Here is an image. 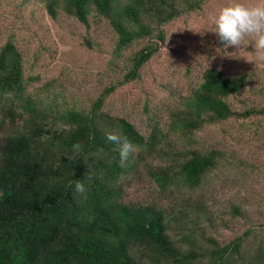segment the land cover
Segmentation results:
<instances>
[{"label":"trees","instance_id":"trees-1","mask_svg":"<svg viewBox=\"0 0 264 264\" xmlns=\"http://www.w3.org/2000/svg\"><path fill=\"white\" fill-rule=\"evenodd\" d=\"M206 1L18 3L35 2L51 20L72 17L85 29L90 22L103 21L114 34V54L144 40L128 57L121 76L127 82L139 77L158 50L164 26ZM82 39L90 47L88 38ZM252 75L204 68L200 82L167 106V120L153 119L145 134L126 118L101 109L102 97L113 85L88 107L63 99L58 103L47 84L38 88L42 94L28 90L22 54L13 38H7L0 44V264H264V219L251 220L244 205L228 201L229 215L243 225L222 241L201 224L208 220L205 205L193 201L186 210L188 205L179 203L186 200L181 188L199 187L221 157L217 148L192 145L195 133L232 117L264 114V106L234 110L227 102ZM107 133L133 142L135 151L126 161L121 162L118 146L108 141ZM167 133L189 142L170 148ZM74 144L80 145L79 152L73 151ZM148 159L169 163L150 165ZM139 166L154 176L169 199L166 205L124 200L122 181ZM74 180L84 183L86 196L69 186Z\"/></svg>","mask_w":264,"mask_h":264},{"label":"rangeland","instance_id":"rangeland-1","mask_svg":"<svg viewBox=\"0 0 264 264\" xmlns=\"http://www.w3.org/2000/svg\"><path fill=\"white\" fill-rule=\"evenodd\" d=\"M18 1L0 0V44L13 38L22 54L27 89L33 93L42 94L38 88L47 84L57 93L58 103L63 99L88 107L113 85L114 89L103 95L101 109L126 118L147 134L153 119L165 122L167 106L200 82L204 68L213 66L225 75L243 71L253 74L238 95L227 98L232 109L264 106V60L258 58L252 41L246 40L240 48H225L212 32L213 20L222 7L233 2L256 6L264 0H207L199 9L181 14L164 26V39L141 68L139 77L127 82H121V76L128 57L144 40L114 54V34L103 21L90 22L85 29L72 17L59 15L51 20L35 2L20 6ZM83 37L88 38L90 47ZM193 140L192 145L219 149L221 157L199 187L181 188L186 200L179 203L190 210L189 205L199 200L208 209V220L203 219L201 224L214 238L227 241L243 225L229 215L228 201L244 205L251 220L264 219V114L209 124L198 130ZM188 142L172 133H167L165 139L170 148ZM147 162L162 165L168 160ZM122 188L125 201L163 205L169 201L151 172L141 166L127 175ZM176 194L175 200L179 201Z\"/></svg>","mask_w":264,"mask_h":264},{"label":"clouds","instance_id":"clouds-1","mask_svg":"<svg viewBox=\"0 0 264 264\" xmlns=\"http://www.w3.org/2000/svg\"><path fill=\"white\" fill-rule=\"evenodd\" d=\"M219 41L227 47L240 48L246 40L252 41V46L260 60H264V4L245 6L233 2L222 7L213 20V31ZM108 141L118 146L121 162L128 159L135 151V145L126 136L117 133H107ZM73 151L79 152L80 145L74 144ZM69 160L73 157H68ZM75 193L86 196L87 189L83 182H70Z\"/></svg>","mask_w":264,"mask_h":264}]
</instances>
